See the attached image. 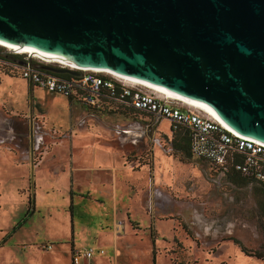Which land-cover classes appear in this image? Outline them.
I'll use <instances>...</instances> for the list:
<instances>
[{
    "label": "water",
    "instance_id": "water-1",
    "mask_svg": "<svg viewBox=\"0 0 264 264\" xmlns=\"http://www.w3.org/2000/svg\"><path fill=\"white\" fill-rule=\"evenodd\" d=\"M0 41L132 78L264 144V0H0Z\"/></svg>",
    "mask_w": 264,
    "mask_h": 264
},
{
    "label": "rangeland",
    "instance_id": "rangeland-1",
    "mask_svg": "<svg viewBox=\"0 0 264 264\" xmlns=\"http://www.w3.org/2000/svg\"><path fill=\"white\" fill-rule=\"evenodd\" d=\"M4 48H1L0 54V77L10 76L19 82L24 80L20 70L21 62L26 56L19 55L20 57L13 61L10 57L12 54L10 51L13 50ZM19 90L20 88L15 86L0 85V146L6 150L3 152L0 150V193L3 192V197L0 198V231L8 233L14 226L18 228L21 226L1 251L5 257L7 254L16 253V245L24 244L32 249L28 252L23 251L21 259L30 256L35 263L42 264V256L32 250L38 252V248H44L42 244L57 243L71 235L67 226L68 213L62 208L65 206L62 195L67 192L69 184L67 175L62 173L59 177L56 165L49 161L37 166L33 172L31 166L20 163L31 161L29 159L31 140L28 137L31 120H35V124L38 122L42 136V139L33 136L34 148L35 146L40 148H35L33 153V163L36 165L45 153L60 142L93 138L114 143L126 151V163L133 162L134 171H139L141 165H147L149 175L156 172L159 178L169 182V185L164 186L165 190L179 200L170 207L172 213L178 212L190 222L192 221L190 216H193L191 207L194 206L193 221L197 223V232H199L197 226L203 228L206 226L210 229L213 240L227 237L236 239V236H240L255 244L254 248H259L257 252L264 254V186L242 182L237 183L236 188L226 190L227 192L213 186L208 181L210 167L206 163L192 158L193 155L184 158L173 149L174 134L171 132L169 120L150 115L127 117L120 114L115 106L100 103L90 108L78 106L77 111L71 108L69 120L63 126L62 123L53 120L49 110L35 102L32 96H27L24 105H15L13 102L21 98ZM60 108L61 104L57 109L60 111ZM123 126L128 128L125 129L128 133L123 132ZM55 154L65 161L66 156L62 157L65 154L64 148L56 149L50 156L51 161L57 158ZM100 159L104 157L100 156ZM30 179L33 184L35 183L37 192V210L34 214H31L29 209L33 201L31 191L34 190L32 186V190L29 187ZM49 205L57 207L52 217L47 213ZM139 206L137 203L133 207L136 217L143 227L149 228L151 221L143 210L139 213ZM105 210L107 211L92 210L77 205L73 209V216L76 235L82 229L87 236L85 241L81 242V247L93 248L96 251L103 249L104 252H108L107 256L109 253L111 255L113 250L112 243L108 244L109 247L100 249L94 242H87L91 239L90 236H94L96 223L107 219L110 210L108 207ZM148 211L153 213L150 207ZM154 225L161 238L158 242H162V238L165 241L158 251L167 258L157 257V264H165L167 261L170 264H188L192 263V260L204 264L202 259L208 254L207 250L216 244L211 245L209 240L201 239L202 236L192 233V239L201 240L202 246H198L179 227L176 219L156 220ZM149 231L147 229L137 234L133 232L123 237L122 250L124 249L125 256L120 259V264H153ZM175 236L177 240H174ZM53 238H56V242L52 241ZM49 246H45V249ZM233 247L235 246H231L230 243L224 244L219 255L234 254ZM98 256L99 254H96L93 260Z\"/></svg>",
    "mask_w": 264,
    "mask_h": 264
},
{
    "label": "crops",
    "instance_id": "crops-1",
    "mask_svg": "<svg viewBox=\"0 0 264 264\" xmlns=\"http://www.w3.org/2000/svg\"><path fill=\"white\" fill-rule=\"evenodd\" d=\"M4 84H7V86L10 87L15 86L18 89L20 88V93L18 92V94L21 95V98L19 101L17 100L16 102H13L15 105H24L25 101L27 102V96H32L35 102L40 103L49 110L53 120L62 123L63 126H65L67 124V121L69 120L71 108H74L75 111H77L78 106H84L86 108L91 107L75 99L65 97L61 94L47 92L37 86L30 84L25 80H20V82L18 80L16 81L10 76L0 77V85ZM59 104H61L60 111L57 109L59 108ZM117 110L119 109L117 108ZM120 114L127 117L130 116L127 113L121 111ZM31 122L35 123V120H31ZM31 122L28 133V137H30L31 140V151L29 157L31 161L30 163H20L31 166V171L33 172V170L37 166H41L45 162L49 161L53 165H56V172L59 177L63 173L67 175V178H69V184L67 185L68 190L62 195V199L65 202V206L62 208L64 209V211H66V213H68L67 226L68 228H70L71 235L63 240L58 241L57 243H47L44 245L42 244V247L44 248H38V252L32 250L34 253L42 256V264H73V248H82L80 244L87 238V236L84 234L85 231L82 229L78 231L77 235L75 233L73 209L77 205L81 207H89L92 210L103 209L104 211H107L105 209L108 207L110 211L108 212L107 219L104 222L100 221L96 223L94 236H90L91 239L87 242H94L98 248L100 247V249L109 247L108 244L111 243L113 246L111 255L109 253V255L106 256L108 252H105L103 256L106 257H102V255L99 254V256L94 260V257L90 260L83 258L78 264H120V259L125 256V254L123 253L124 249L122 250V248L124 247L123 237L127 236L126 234H130L133 232L137 234V232H144L147 229L150 230L149 235L152 244L153 264H157V257L166 258L158 251V249L163 244H165V241L164 238H162V242H158L161 238L154 224L156 220L165 219H176L178 221L179 227L184 231L186 235L188 234V238L193 240L194 243L198 246H202L201 240L197 241L192 239L193 234L202 236L201 239L209 240L211 242L209 244L211 245L213 243H216L207 250L208 254H206V256H204L202 259L204 260V264H264L263 259H260L255 255H247L243 253L240 245L235 243L234 241L237 240L241 245H243L247 250L251 252H255L257 251V249H259L256 247L254 248L255 244L245 238L236 236V239L233 237H227L225 239L220 238L213 240V238L210 236V229H208V227L206 226L204 228L202 226H197V228H199L197 229L199 232H197V223L193 221L195 215V210L193 209L194 206L191 207V213H193V216H190L192 218V221L190 222L189 220L186 221V219L178 214V212L172 213L173 211L170 209V207L173 204H176V201L179 200L173 197L171 195L172 193L170 194L165 190L164 186L169 185V182H167V180H164L163 178H159L156 172H154L152 175H149V172L146 168L147 165H141V169H138L139 171H134V163H126V151L120 149L114 143L108 141H98L93 138L75 140L72 142H60L58 144H55L49 152L45 153L42 159L39 160L36 165L35 163H33V153L35 151V148H40L39 146H35L34 148ZM123 127V132L128 133V128H126V126ZM120 132L121 130H119V134ZM59 148L65 149V154L64 156H62H66L65 161L59 159L57 154H55L57 158H53L51 161L50 156H52L55 153V150ZM0 150L2 152L6 151L1 146ZM100 156H103L104 159H100ZM192 158L196 159V157L194 156H192ZM207 176L208 181L214 186L213 180L210 177L211 175L208 174ZM32 180H29V187L31 189L32 186V188L34 189L33 191H31L33 194V198L31 200L33 201L31 204L32 206L30 205L29 209H31V214H34L37 210V192L35 188L36 185L35 183L33 184ZM87 186H89V189H87ZM22 191L23 193L25 192V190ZM49 192L50 190L47 191V194H49ZM1 197H3V192L0 193V198ZM137 203H139L140 205L138 208L139 213L143 210L145 215L148 216V219L151 221L149 228L143 227L136 217L135 208L133 207H135ZM149 207L153 210V213L148 211ZM56 208V206L49 205V207L47 208L49 217L53 216ZM191 208L189 209V211L191 210ZM178 218H180V220H178ZM120 222L122 223L119 224ZM191 222H193L194 224ZM20 228L21 226L19 228L18 226H14L13 229L8 233H2L3 230L0 231V264H37L30 256L27 257L30 259H27L25 256L23 257V259H21V253H23V251L28 252L32 249L31 247L27 248V245L24 244L16 245V253L7 254L6 257L5 255L1 254V251L4 250V247L8 244V241L10 240L12 235L16 233ZM55 239L56 238H53L52 241L56 242ZM175 239L177 240L178 238L175 236L174 240ZM63 241H65V243H63ZM227 243H230L231 246H235L233 247L234 254H225V257L223 255L220 256L219 253L222 249L221 246ZM48 244L51 245V248L45 249V246H49ZM247 245H249L250 247ZM190 259L192 260V258ZM199 263L200 261L192 260V263L188 264ZM165 264L170 263L169 261H167V263Z\"/></svg>",
    "mask_w": 264,
    "mask_h": 264
},
{
    "label": "built area",
    "instance_id": "built-area-1",
    "mask_svg": "<svg viewBox=\"0 0 264 264\" xmlns=\"http://www.w3.org/2000/svg\"><path fill=\"white\" fill-rule=\"evenodd\" d=\"M10 51V50H9ZM21 65L22 78L47 92L61 94L87 106L112 104L118 109L131 108L141 114L167 119L171 130L186 128L190 131L191 153L209 167L224 174L237 173L252 180L264 182V144L242 137L229 130L210 114L176 100L168 94L124 78L104 72L83 71L81 76H57L37 67L39 63L54 62L27 53ZM59 66H66L58 63ZM79 70V69H75ZM41 128L32 123V134L42 139ZM51 246L48 247L50 249ZM103 249L73 248V264L83 258L103 255Z\"/></svg>",
    "mask_w": 264,
    "mask_h": 264
},
{
    "label": "trees",
    "instance_id": "trees-1",
    "mask_svg": "<svg viewBox=\"0 0 264 264\" xmlns=\"http://www.w3.org/2000/svg\"><path fill=\"white\" fill-rule=\"evenodd\" d=\"M1 48H4L2 46H0V54H1ZM5 49V48H4ZM7 57V56H6ZM10 57L12 58L13 61H16L15 59H17L18 57H20L19 55H14V54H10ZM121 112L127 113L128 115H134L138 116L141 114V112L131 109V108H127V109H119ZM173 134H174V139L172 142V146L173 149L182 155V157H187L190 158L192 156L191 153V137H190V131L186 128H180L178 130H172ZM237 181H242L244 183L243 179H237ZM263 210H264V206H263ZM235 243L240 244V242H238L237 240H234ZM243 249L242 251L247 254V255H255L256 257L263 259L264 260V254L260 253V252H251L249 250H247L246 248L242 247Z\"/></svg>",
    "mask_w": 264,
    "mask_h": 264
},
{
    "label": "bare ground",
    "instance_id": "bare-ground-1",
    "mask_svg": "<svg viewBox=\"0 0 264 264\" xmlns=\"http://www.w3.org/2000/svg\"><path fill=\"white\" fill-rule=\"evenodd\" d=\"M0 45L4 46V47H7L9 48L10 50H13V51H16L17 53H21V54H24V53H27V54H30V55H35V56H39L41 58H45L46 60H50L52 62H55V63H60V64H64L66 66H69V67H72L74 69H79V70H83V71H93V72H104V73H108V74H112V75H115V76H119L121 78H124L125 80H127L128 82H132V83H135V84H141V85H144L146 87H149V88H152V89H155L153 87H150L144 83H141L139 81H136L132 78H129V77H126V76H122V75H119V74H116L115 72L111 71V70H100V69H89V68H79V67H76V66H72L70 65L68 62L64 61V60H61L53 55H49V54H44V53H40V52H36L34 51L33 49H26V48H22V47H17V46H12V45H9L7 43H4V42H1L0 41ZM15 52V53H16ZM157 90V89H155ZM159 92H162L160 90H157ZM162 93H165V92H162ZM165 94H168V93H165ZM169 96H171L172 98L176 99V100H179L181 102H184L185 104L191 106V107H194V108H197V109H200L202 111H205L207 112L208 114H210L212 117H214L216 120H218L219 122H221L217 117H215L213 114H211L210 112L196 106L194 103L192 102H189V101H186V100H183L181 98H178L176 96H173V95H170L168 94ZM222 123V122H221ZM223 124V123H222ZM224 125V124H223ZM225 126V125H224ZM227 127V126H225ZM228 128V127H227ZM229 129V128H228ZM231 130V129H229ZM232 131V130H231Z\"/></svg>",
    "mask_w": 264,
    "mask_h": 264
},
{
    "label": "flooded vegetation",
    "instance_id": "flooded-vegetation-1",
    "mask_svg": "<svg viewBox=\"0 0 264 264\" xmlns=\"http://www.w3.org/2000/svg\"><path fill=\"white\" fill-rule=\"evenodd\" d=\"M210 177L213 180L214 186L218 188L219 190H223L227 192L226 190L231 188H236L237 183H242V181H237V179H243L244 184H261L264 186V182L258 181V180H252L249 178H246L240 174L237 173H231V174H224L219 172L218 170L214 168H209Z\"/></svg>",
    "mask_w": 264,
    "mask_h": 264
}]
</instances>
